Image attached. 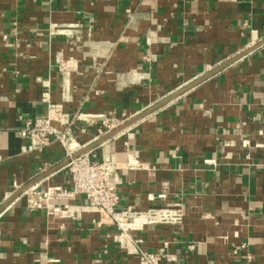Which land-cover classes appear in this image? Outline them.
Wrapping results in <instances>:
<instances>
[{"label": "crops", "instance_id": "crops-1", "mask_svg": "<svg viewBox=\"0 0 264 264\" xmlns=\"http://www.w3.org/2000/svg\"><path fill=\"white\" fill-rule=\"evenodd\" d=\"M45 92L67 112L125 119L89 145L145 165L120 171V207L180 204L176 230L134 233L144 250L264 264V0H0V264H138L96 213L26 208L24 187L67 186L58 142L22 151L19 129L45 113ZM75 123L78 141L97 135ZM240 242L250 259L231 254Z\"/></svg>", "mask_w": 264, "mask_h": 264}, {"label": "built area", "instance_id": "built-area-1", "mask_svg": "<svg viewBox=\"0 0 264 264\" xmlns=\"http://www.w3.org/2000/svg\"><path fill=\"white\" fill-rule=\"evenodd\" d=\"M78 24H68L62 32L71 35ZM145 61L149 60L144 55ZM63 71L64 63L59 62ZM62 91L64 100L68 98V88ZM43 101L46 102L44 114L28 119L19 129V136L23 139L24 152H42L52 142L56 141L63 149L66 163L62 170L67 177V186L47 185L42 187L39 183H33L22 189L21 195L25 199V206L29 211H43L48 217H56L61 220L78 219L84 212H93L98 215L96 225H112L117 234L113 237L119 247L128 254H134L138 258V264H172L176 256L166 249L159 251H146L141 246V239L134 233L143 230L146 226L159 224L171 225L177 229L182 223V209L179 203L171 207H150L137 210L131 206L120 207L117 186L119 173L122 169H144L145 165L134 159L118 162L110 153L108 157L98 159L95 148L89 145L99 137L116 130L125 119L115 113L102 112L98 114L70 113L63 109L60 102L49 101L48 93H43ZM75 122L98 125L97 135L92 141H78L73 129L80 132L84 127H78ZM17 189L19 186L14 185ZM81 196L82 203L76 202ZM62 227V226H61ZM192 249L193 245H187ZM247 243L240 242L233 245L232 255L242 254L246 259L251 256L247 252Z\"/></svg>", "mask_w": 264, "mask_h": 264}, {"label": "water", "instance_id": "water-1", "mask_svg": "<svg viewBox=\"0 0 264 264\" xmlns=\"http://www.w3.org/2000/svg\"><path fill=\"white\" fill-rule=\"evenodd\" d=\"M115 131H117V130H115ZM115 131H113V132L109 133V135H111V134H112V133H114Z\"/></svg>", "mask_w": 264, "mask_h": 264}]
</instances>
